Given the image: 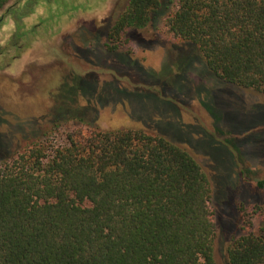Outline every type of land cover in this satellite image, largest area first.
I'll list each match as a JSON object with an SVG mask.
<instances>
[{"label":"trees","instance_id":"16d2710c","mask_svg":"<svg viewBox=\"0 0 264 264\" xmlns=\"http://www.w3.org/2000/svg\"><path fill=\"white\" fill-rule=\"evenodd\" d=\"M27 1L17 0L7 15ZM9 2L0 0V10ZM171 4L164 25L183 44L189 67L197 52L207 75L264 95V0ZM161 7V0H128L105 22V50H119L128 32L148 27ZM12 20L0 56L21 52V40L35 33H22ZM66 101L64 114L75 102ZM254 185L264 192V178ZM212 193L193 157L161 135L78 128L58 145L45 136L0 159V264H215ZM247 207L238 206L243 233L226 250L228 264H264V225L257 234L245 228L251 217L264 219V204Z\"/></svg>","mask_w":264,"mask_h":264},{"label":"rangeland","instance_id":"374dc122","mask_svg":"<svg viewBox=\"0 0 264 264\" xmlns=\"http://www.w3.org/2000/svg\"><path fill=\"white\" fill-rule=\"evenodd\" d=\"M16 1L0 10V47L13 34L12 18L22 33L31 27L35 33L21 40V52L0 56L6 66L0 69V134L6 139L0 159L45 136L62 144L78 128L161 135L186 150L209 178L214 262L228 264L226 250L243 233L239 204H264V192L254 185L264 178V95L207 75L197 52L190 67L182 60L183 44L164 25L171 0H161L151 24L129 31L128 42L115 52L103 46V27L128 0H30L7 15ZM89 73L97 79H87ZM70 97L75 102L64 114ZM248 220L245 228L254 234L264 225L263 218Z\"/></svg>","mask_w":264,"mask_h":264},{"label":"flooded vegetation","instance_id":"af4514ba","mask_svg":"<svg viewBox=\"0 0 264 264\" xmlns=\"http://www.w3.org/2000/svg\"><path fill=\"white\" fill-rule=\"evenodd\" d=\"M3 17V16H2Z\"/></svg>","mask_w":264,"mask_h":264}]
</instances>
